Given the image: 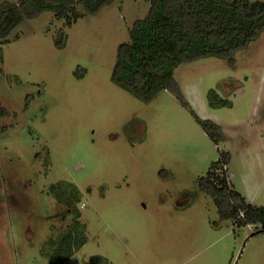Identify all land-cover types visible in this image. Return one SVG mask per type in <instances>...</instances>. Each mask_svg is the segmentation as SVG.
<instances>
[{"label": "rangeland", "instance_id": "374dc122", "mask_svg": "<svg viewBox=\"0 0 264 264\" xmlns=\"http://www.w3.org/2000/svg\"><path fill=\"white\" fill-rule=\"evenodd\" d=\"M150 6L113 0L87 14L76 3L71 26L43 11L0 42V264H48L44 242L74 217L86 241L63 264H264L260 225L222 218L198 185L228 153L231 188L264 206V30L232 65L204 57L174 69L188 107L167 89L144 100L111 76ZM211 89L230 103H210Z\"/></svg>", "mask_w": 264, "mask_h": 264}, {"label": "trees", "instance_id": "16d2710c", "mask_svg": "<svg viewBox=\"0 0 264 264\" xmlns=\"http://www.w3.org/2000/svg\"><path fill=\"white\" fill-rule=\"evenodd\" d=\"M112 1H4L0 3V42L6 41L24 19L35 18L43 11H50L56 18L64 19V25L69 27L82 15L76 3L82 7L83 13L94 14ZM263 30L264 2L151 0L147 15L134 21L129 31L130 40L118 45L111 79L144 100L167 89L188 107L174 79V69L181 63L204 57L225 59L232 65L234 52L256 40ZM208 95L210 103L214 105L230 103L213 89L209 90ZM190 113L214 143L224 139L217 124L198 118L192 110ZM8 115L9 111L0 104V119ZM6 128L0 123V136ZM228 159L227 153L224 158L212 162L205 176L198 179V185L212 198L222 218L230 219L238 228L258 224L260 226L254 232H264V206L247 202L237 190L231 188L223 170ZM216 169H220L221 173L215 172ZM74 218V227L58 240L50 238L44 242L49 250L42 253L48 258V264H63L85 243V236L78 235L83 231V223L78 217ZM101 261L100 264L106 262Z\"/></svg>", "mask_w": 264, "mask_h": 264}]
</instances>
